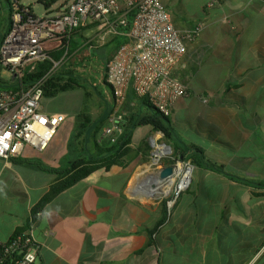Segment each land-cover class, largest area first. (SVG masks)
<instances>
[{"label":"crops","instance_id":"obj_1","mask_svg":"<svg viewBox=\"0 0 264 264\" xmlns=\"http://www.w3.org/2000/svg\"><path fill=\"white\" fill-rule=\"evenodd\" d=\"M163 1L183 33L207 21L173 68L190 93L176 101L170 117L174 131L187 144L204 148L225 173L194 165L191 187L208 189V202L199 204L194 196L183 205L178 199L169 220L154 234L155 242L149 243L148 230L164 213L159 172L174 161L165 157L154 164L151 145L156 135L164 136L161 130L132 126V155L147 140V160L139 156L126 167L96 168L41 206L44 214L33 228L40 244L38 264H165V250L174 246L178 255H224V264H264V0H222L214 7H209L211 0ZM124 32L121 27L110 32L99 23L83 32L88 37L84 45L89 42L86 53L104 47L110 51L107 57L92 55L85 61L100 60L97 71L105 84L106 64L117 40H127ZM112 39L117 40L109 44ZM108 86L109 92L97 97L100 107L92 117L79 112L85 119L64 137L59 130L69 115L42 102L44 111L66 115L48 146L41 150L26 144L22 155L0 157V240L26 229L43 197L73 173L65 171L77 157L96 153V141L108 147L112 137H120L107 132L110 119L91 136L113 105ZM134 93L130 87L123 105L126 118L145 107L144 98ZM83 121H93L84 135L88 142L80 137ZM154 183L155 188L149 187ZM173 211L179 214L172 224Z\"/></svg>","mask_w":264,"mask_h":264},{"label":"built area","instance_id":"obj_2","mask_svg":"<svg viewBox=\"0 0 264 264\" xmlns=\"http://www.w3.org/2000/svg\"><path fill=\"white\" fill-rule=\"evenodd\" d=\"M59 1L45 6L44 12L38 14L35 0H10V25L0 42V66L11 84L0 89L1 158L22 155L26 144L45 149L57 133L66 115L43 110L42 85L63 67L73 68L71 38L75 30L90 22L98 21L115 33L119 27L126 28L131 23L130 29H124L128 40L117 47L106 64V80L114 99L108 133L115 131L120 135L124 130L127 113L123 105L130 87L138 96L148 98L165 116H170L180 97L190 93L188 85L173 75V68L188 53L189 43L207 21L183 33L163 0ZM221 1L211 0L209 7ZM132 13L133 20L129 22ZM59 52L61 57L57 59L54 53ZM48 60L53 62L51 70L26 86L25 71H33ZM118 138V135L112 137L113 143ZM183 161L174 162L176 168ZM188 164L193 170V165L189 161ZM175 177V190L180 194L190 186L192 173L188 182L186 172L180 171ZM43 214L41 208L31 212L26 229L9 240H0V264H38L40 244L33 228Z\"/></svg>","mask_w":264,"mask_h":264},{"label":"trees","instance_id":"obj_3","mask_svg":"<svg viewBox=\"0 0 264 264\" xmlns=\"http://www.w3.org/2000/svg\"><path fill=\"white\" fill-rule=\"evenodd\" d=\"M57 1L59 0H42V2L47 7L51 6ZM132 20L133 13L130 15L129 22H131ZM97 24L98 21L90 22L75 30L70 41V54L72 55L71 61L73 68L68 69V67L65 66L62 68L61 71L51 74L42 85L43 96H55L62 91L75 90L82 87L84 84H89L87 79L81 73V68L86 66V59L92 55L107 57L110 52L106 51V49H99V51L95 53H86V50L89 47V42L84 45V42L85 40H87L88 37H84L83 32ZM9 25L10 21L7 28L9 27ZM130 25L122 29L128 30L130 29ZM116 40L117 39H112L109 44L113 43ZM127 40H124V42H126ZM122 42L123 41L117 40V44L119 43V45ZM54 56L55 58L59 59L61 57V53H54ZM52 66L53 62L48 60L38 64L36 69L33 71H29L27 69L24 74L23 82L26 84V86L31 85L34 81L40 79L41 77H43L44 74L51 70ZM104 79L105 81H107L105 76ZM107 84L109 85L108 82ZM6 87H11V84L6 80V78H4V75L2 73V67L0 66V89ZM87 94L89 95L90 93L87 92ZM134 95L137 98H144L145 107L143 106L142 109H136L133 114L129 115L127 118L125 117L123 125H127V128H124L117 142H114L111 146L103 147L102 145H99L100 143H98V141H96V153L92 152L90 155L77 157L73 162V166L65 171L66 173L73 171V173L69 174L63 181L58 182L51 188L49 193H47L41 200L38 209L41 208V206H43L47 202H49L57 193L83 179L96 168L105 167L109 169L113 164H119L123 167H126L135 157L139 156H142L143 159L147 160L149 156V142L147 140H144L143 146L138 148L137 153L135 155H132L133 148L129 145L133 140V131L130 130L132 126H150L153 130H161L164 133V138L166 142L172 147V153L170 155V158H166L170 162L181 159L182 157V160L189 161L197 167H204L223 174L225 173L224 166L215 163V161H213L206 154L204 148L193 143L187 144V142H185V140L180 135H178L177 132L174 131L170 116L163 115L149 101L148 98L140 97L136 94V92L134 93ZM113 110L114 99L113 105H109L103 120L93 130V133L91 135L92 138H94V135H96L97 132H99V130L102 128V126L104 125V121L106 119L109 120ZM82 123L81 124L83 125L84 129L81 131L80 137L85 140L84 135L86 134V130L88 126L93 123V121H83ZM191 185L192 184H190L187 189L190 190ZM172 199L173 196L170 195L168 197H165V199L163 200L164 213L163 216L160 217V219L157 221L155 227L153 229L148 230L149 243L155 242L154 234L159 230L161 225H163L169 220V215L171 212L169 202Z\"/></svg>","mask_w":264,"mask_h":264},{"label":"rangeland","instance_id":"obj_4","mask_svg":"<svg viewBox=\"0 0 264 264\" xmlns=\"http://www.w3.org/2000/svg\"><path fill=\"white\" fill-rule=\"evenodd\" d=\"M35 12L38 14H41L45 10V4L42 2V0H35ZM66 0H60L59 2H63ZM73 1V0H69ZM183 1V0H182ZM176 7H182L181 4L175 3ZM8 3L6 0H0V34L4 32V28L7 26L8 23ZM173 20L175 21L176 25L178 26L177 20L175 15H173ZM2 40V36H0V42ZM105 49V47H104ZM100 60L95 59L92 61L90 60L89 63L86 62V66L82 67V75L87 79L89 84H84L82 87L75 89V90H66L58 93L55 96H43L42 102L50 106L52 110H60L65 111L69 115L68 120L64 123V126L60 128L59 135L60 137H64L66 134L69 133L70 130L76 129L79 126V122L81 120H84L85 118L82 116H79L78 113L84 111V113L90 117H92L93 110L98 109L100 107V103L98 102V96H104L109 92V86L105 84L101 80V75H99L97 68L99 66ZM99 69V68H98ZM100 70V69H99ZM5 74L8 75V72L5 71ZM96 90H95V88ZM87 92L90 94L88 95ZM105 105V104H104ZM72 128V129H71ZM90 127L88 128L87 132H89ZM162 132V131H161ZM163 133V132H162ZM90 140L89 136H85V142H88ZM158 141L160 144H163L165 140L164 136H161L158 138ZM152 149H155L153 146V142L151 145ZM165 154L160 156L159 162H162V158L164 159L169 158L172 151L168 153L167 151L164 152ZM157 155L158 153L155 152ZM159 157V155H157ZM213 161H215L212 158ZM154 164H158L159 162L155 160L153 157ZM174 162H177L175 160ZM183 171L182 173H185L190 165L188 164V161H183ZM191 163V162H190ZM192 164V163H191ZM193 165V164H192ZM194 171V165L192 174ZM196 174V173H195ZM200 178V177H196ZM156 185V183H154ZM175 183H172V186L170 190L167 192L166 186H165V197H168L170 195L173 196L172 204H175V202L179 199V204L183 203V205H186L188 200L191 199L194 196H197L199 200V204H205L209 200L208 195V189L203 188L201 185L192 186L190 190H182L180 194H177L175 190ZM201 190V191H200ZM203 192L204 194H202ZM179 196H181L179 198ZM216 198V196L214 197ZM220 200V196L217 197V201ZM170 203V202H169ZM172 206V205H171ZM169 204V207H171ZM179 212L173 211V218H172V224L175 223V220H177ZM201 214V211H199L198 216L195 218L196 220L199 218ZM221 213L217 212V219H219V216ZM170 226H166L165 230L169 229ZM169 262L171 264H224V255H178L175 250L173 251H166L165 250V264Z\"/></svg>","mask_w":264,"mask_h":264},{"label":"bare ground","instance_id":"obj_5","mask_svg":"<svg viewBox=\"0 0 264 264\" xmlns=\"http://www.w3.org/2000/svg\"><path fill=\"white\" fill-rule=\"evenodd\" d=\"M153 146L155 148V152L158 153L159 155L163 154L164 152L168 151V147L165 145V144H160L159 141H158V137L156 135V137L153 139ZM183 163H179L178 167L176 168V173L175 175H178L180 171H183ZM192 169H189L186 171V181L188 182L189 179H190V175H191V172ZM175 175L174 177H172L171 179H165L164 180H161L159 182V189L163 186H166V190L167 192L170 190L171 186H172V183L175 179Z\"/></svg>","mask_w":264,"mask_h":264},{"label":"water","instance_id":"obj_6","mask_svg":"<svg viewBox=\"0 0 264 264\" xmlns=\"http://www.w3.org/2000/svg\"><path fill=\"white\" fill-rule=\"evenodd\" d=\"M164 144L168 147L169 151L171 152L172 151V147L170 144H168L167 142H164ZM154 152V151H153ZM159 159L160 157H158L157 155L155 156V160L159 162ZM182 159V157H181ZM176 173V165L173 163V164H170L168 166H164L161 171L159 172V177L162 179V180H165V179H171L172 177H174ZM176 176V175H175ZM176 178V177H175ZM149 187L151 188H155L156 185L154 184H151L149 185Z\"/></svg>","mask_w":264,"mask_h":264}]
</instances>
